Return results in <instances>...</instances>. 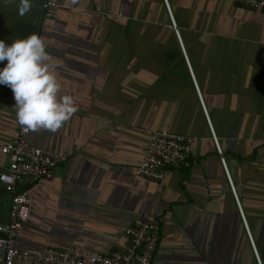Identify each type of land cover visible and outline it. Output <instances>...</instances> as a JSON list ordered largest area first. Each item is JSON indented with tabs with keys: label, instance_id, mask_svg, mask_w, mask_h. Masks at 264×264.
Instances as JSON below:
<instances>
[{
	"label": "crops",
	"instance_id": "obj_1",
	"mask_svg": "<svg viewBox=\"0 0 264 264\" xmlns=\"http://www.w3.org/2000/svg\"><path fill=\"white\" fill-rule=\"evenodd\" d=\"M45 1L20 15V0H0V40L38 33L57 95L75 107L56 131H28L64 158L52 178L18 185L31 197L19 248L108 253L152 219L164 264H258L249 236L264 264V12L235 0H51L47 16ZM8 96L0 85V145L16 135ZM154 129L194 137L159 181L136 173ZM9 197L0 184L1 223Z\"/></svg>",
	"mask_w": 264,
	"mask_h": 264
},
{
	"label": "built area",
	"instance_id": "obj_2",
	"mask_svg": "<svg viewBox=\"0 0 264 264\" xmlns=\"http://www.w3.org/2000/svg\"><path fill=\"white\" fill-rule=\"evenodd\" d=\"M235 3L247 9L264 12V0H235ZM53 4L51 0L43 3L47 16L52 15L47 9ZM172 26L178 35L173 22ZM6 101L13 105L15 103L11 96L6 97ZM15 122L17 125L15 137L0 145L8 156L6 165H0V184L10 195L8 220L5 223L0 222V264H12L15 257L35 264H164L154 259L158 241V223L152 219L128 225L124 232L129 244L123 249L108 253L85 254L71 246L65 248L47 246L35 251L19 248L17 238L28 214L31 197L26 190L18 189V185L26 181L52 178L58 162L63 160L64 156L50 147L30 145L27 140L29 130L22 128L17 123L16 117ZM211 135L216 150L221 156L212 129ZM193 140V136L182 133L151 130L144 156L136 165V173L152 181L161 180L167 166L180 164L188 157ZM220 160L225 167L222 156ZM249 239L255 259L260 264L250 236Z\"/></svg>",
	"mask_w": 264,
	"mask_h": 264
},
{
	"label": "clouds",
	"instance_id": "obj_3",
	"mask_svg": "<svg viewBox=\"0 0 264 264\" xmlns=\"http://www.w3.org/2000/svg\"><path fill=\"white\" fill-rule=\"evenodd\" d=\"M30 9L29 0H20L19 14ZM46 45L38 33L15 38L11 43L0 40V85L11 92L17 123L27 130L56 131L74 113L71 96L57 95L60 84Z\"/></svg>",
	"mask_w": 264,
	"mask_h": 264
}]
</instances>
